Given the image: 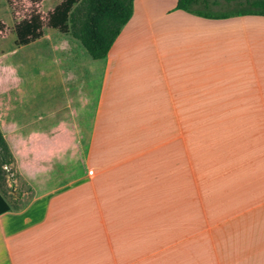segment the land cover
<instances>
[{
    "label": "crops",
    "instance_id": "1",
    "mask_svg": "<svg viewBox=\"0 0 264 264\" xmlns=\"http://www.w3.org/2000/svg\"><path fill=\"white\" fill-rule=\"evenodd\" d=\"M137 1L106 59L58 60L62 128L0 123L12 152L30 141L82 147L91 132L80 179L12 198L0 190V264H264V17L212 20L176 0ZM142 14L146 41L122 40ZM97 72L93 127H79L86 73Z\"/></svg>",
    "mask_w": 264,
    "mask_h": 264
},
{
    "label": "rangeland",
    "instance_id": "2",
    "mask_svg": "<svg viewBox=\"0 0 264 264\" xmlns=\"http://www.w3.org/2000/svg\"><path fill=\"white\" fill-rule=\"evenodd\" d=\"M66 1L0 0V123L7 125L33 122L35 125H33L34 132L32 131V133L48 134L55 129L58 131V128H62L65 119L70 117V114L64 110L67 107V95L61 78L63 69H61L58 60H61L65 55L72 59H87L88 64L92 66L95 65V61L79 41L52 28L49 24L51 15ZM143 1L150 3L154 0H138V5ZM166 2L172 4L171 1ZM236 5L235 3L228 5L224 0H221L218 6L212 7L214 11L212 13L217 15L227 13ZM195 8L201 9L202 7ZM151 10L158 12L157 9ZM140 12H144L143 7ZM151 16L153 20L161 23L167 19L163 14H151ZM141 17L142 20L129 29V34L125 32L122 40L126 38L133 43L146 41L142 31L145 25L143 20L146 18L144 14ZM35 22L40 24L41 38L25 46L20 41L19 30L24 24ZM167 22L170 23L169 20ZM235 24L237 25V23ZM229 25L234 26L233 24ZM166 40L169 43L177 44L179 42L176 37H167ZM68 42L78 45L77 51H71L65 45ZM96 64V66H100L99 63ZM72 73L76 74L73 70ZM83 75L84 73H82ZM86 75L89 77L88 84L83 86L84 94L81 96H90V110L87 111V114H77L79 115L77 119L78 121L86 119V122H81L79 127L91 129L101 85V73H86ZM82 105L83 103L80 104V106ZM61 132L65 133L62 130ZM72 132L80 133V131ZM88 133L91 132L82 131V139H84L82 147L59 145L52 147L42 144L31 146V141L29 142L30 147H13V152L17 153L19 158H25V162H20V164L14 159L15 156L9 146V153L0 148V190L2 193L12 198L14 196L11 193L15 188L19 192L28 193L35 188L45 190L46 185L54 181L61 186L70 180L83 177L84 160L90 156L91 151L88 146L90 144V134L88 135ZM28 152L34 156L33 160H28ZM212 159L213 161L217 160V158ZM206 162L207 158H203L197 160L196 163L201 165ZM19 165L22 166L24 173H22V169H19ZM242 165L244 168L246 167V163H242ZM203 166L200 167L201 172L204 170ZM217 166L219 165L216 163V179L218 180ZM244 173L246 174V172ZM233 174L239 175L240 172L233 171ZM242 175L244 176L243 173ZM222 178L223 175L219 180ZM64 180L66 181L63 182ZM236 185L237 188L242 187L241 179L236 182Z\"/></svg>",
    "mask_w": 264,
    "mask_h": 264
},
{
    "label": "trees",
    "instance_id": "3",
    "mask_svg": "<svg viewBox=\"0 0 264 264\" xmlns=\"http://www.w3.org/2000/svg\"><path fill=\"white\" fill-rule=\"evenodd\" d=\"M136 0H67L50 17L52 28L79 41L94 60L107 58L121 32L134 15ZM177 10L212 20L241 16L264 17V0H224L237 4L230 12L213 14L221 0H176ZM202 7L195 8V7ZM40 24L26 23L19 30L20 41L29 45L41 38ZM0 148L9 153L0 132Z\"/></svg>",
    "mask_w": 264,
    "mask_h": 264
}]
</instances>
